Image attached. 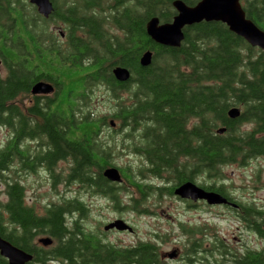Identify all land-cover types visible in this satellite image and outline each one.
I'll list each match as a JSON object with an SVG mask.
<instances>
[{
	"label": "trees",
	"instance_id": "16d2710c",
	"mask_svg": "<svg viewBox=\"0 0 264 264\" xmlns=\"http://www.w3.org/2000/svg\"><path fill=\"white\" fill-rule=\"evenodd\" d=\"M52 1L53 11L45 19L28 0H0V59L6 70V76H0V126L8 133L0 145V178L4 183L0 195L5 196L0 198V236L36 260L40 254L32 243L36 235L59 238L57 234L75 225L80 229L76 220L69 225L66 216L83 210L82 202L63 198L45 205L39 214L25 201V185L19 173H41L45 168L53 188L55 183L73 180L87 188L93 183L108 185L104 168L115 167L120 173L123 167L112 160L113 155L120 154L111 150L116 145L113 135L109 137L112 146L96 141L107 118L130 120V144L140 134L136 128L140 124L146 128L147 139L155 143L145 154L152 174L173 170L181 154L189 155L193 175L201 173L212 179L205 183V189L226 194L227 186L219 183L222 166L244 164L264 151V138L254 139L250 129L241 128L246 122H256L258 116L260 133H264V50L248 44L221 21L185 26L178 47L156 43L147 35L146 23L152 17L160 23L170 22L176 13L174 0H115L108 18L103 12L92 11V0H83L65 11L64 0ZM182 1L190 4L195 0ZM255 5L258 11L243 8L245 16L264 31V0H256ZM69 14L75 15L72 21L77 23L66 26L70 38L62 48L60 40L56 43L60 35L50 33L46 23H68L73 19ZM106 21L123 28L122 36L106 41ZM88 23L93 27L88 39H78L77 24ZM146 51L152 56L150 64L144 66L139 59ZM116 66L129 70L128 80H115L111 71ZM43 78H58L60 82L55 95L47 97L44 104L36 101L28 107L12 103L27 97L33 82ZM100 85L119 102L118 110L111 114L93 115L87 108ZM122 92H127V98ZM231 108H238L239 115L230 117ZM189 120L195 123L187 131ZM126 139L125 135V144ZM58 161H65L64 173L56 165ZM136 171L141 174L143 170L137 166ZM134 174L129 165L125 166V181L139 187L140 196L153 191L146 190ZM165 188L156 190L161 194L167 192ZM142 205L143 201H136L125 208L148 212ZM81 240L79 245L65 243L57 251L67 258L78 256L80 264L122 261V252L114 248L93 260V245ZM153 247L142 241L125 246V264H158ZM247 260L246 264H264V255L258 253L251 261L247 256ZM6 263L0 256V264Z\"/></svg>",
	"mask_w": 264,
	"mask_h": 264
},
{
	"label": "flooded vegetation",
	"instance_id": "af4514ba",
	"mask_svg": "<svg viewBox=\"0 0 264 264\" xmlns=\"http://www.w3.org/2000/svg\"><path fill=\"white\" fill-rule=\"evenodd\" d=\"M27 1V0H26ZM83 0H64L63 3L65 5L63 6V10L69 9L71 5H75L76 3H80ZM94 3L91 6L93 9L92 11L95 13L103 12L108 18L110 10L112 11L115 7V0H92ZM199 0H195L194 2H191L190 4H187L189 6L195 5ZM256 0H239L241 7H249L251 10L258 11L257 5H255ZM52 4L54 5V2L51 0ZM75 2V3H73ZM184 2V1H183ZM28 3L31 4V6L35 7L37 13V6L28 0ZM185 3V2H184ZM186 4V3H185ZM173 6V5H172ZM174 8V7H173ZM175 10V9H174ZM53 11V10H52ZM176 12V10H175ZM40 14V13H39ZM94 14V13H93ZM176 14V13H175ZM42 15V14H40ZM73 17L68 23L63 22L61 24L64 25V28L62 30L60 29L59 32H56V27L52 28L54 26V23H51L47 20L46 28L50 33L52 34H58L60 35L59 39H56L57 41L60 40L61 45L60 47L63 48V46L66 44V40L69 37V33L66 31V26L69 27V25H72L73 23H77L76 21H72L75 18V15L71 16ZM43 16V15H42ZM45 19L49 18L48 16H43ZM78 27L75 30L76 37L80 40L88 39V33L90 29L92 30V25L88 23L86 26L77 24ZM104 35L106 38V41H108L109 37L113 38L115 37H121L123 34V28H120L119 26H114L110 22L106 21L104 22ZM57 26V25H56ZM90 27V28H89ZM113 29V30H112ZM119 31L121 33H119ZM76 38V39H77ZM0 65H3L2 60L0 59ZM39 67V65H37ZM4 68V74L6 76V70L5 66ZM40 68L37 70L39 71ZM113 74V72L111 71ZM114 76V75H113ZM2 77V76H1ZM115 78V77H114ZM58 79V78H57ZM57 79H40L33 82L30 93L26 97L25 105L28 107H32L36 101H40L41 103H45L47 97L55 95L56 88L59 86V81ZM117 80V79H115ZM119 81V80H117ZM38 82H44L47 84H50L52 87V90L48 92H38L33 93L32 88L33 86ZM121 82V81H119ZM100 84L104 85L103 82H99ZM125 93V92H122ZM18 99V98H17ZM17 99L11 100L12 103L18 104ZM78 107H80V103H78ZM242 111V107L240 109V112ZM259 121L258 116L256 117V122H253L252 128L249 130L251 132V136L254 139H262L264 138V133H260L261 129L259 128ZM195 121L189 120L186 124L187 131H190L193 128ZM106 129H110L111 133L108 135V132H105ZM133 130V127L130 125V120L127 119L125 121V117L117 119V118H107L105 122L101 125L100 131L97 135L96 141L100 142L101 144H104L106 147L112 146L110 143V135L115 136V134H120L121 137L120 143H116L114 149H111L112 152L119 153L120 149V155L125 157V147L128 148V152L134 154L138 157V160L140 162V167L143 170L142 173L140 172L136 173V177L142 179L144 187L146 190L152 189L154 192H158L156 189H159L161 187H167L165 189L167 190V194L170 193L172 188V196L175 197V199L180 200L178 201L181 204H184L187 211H191L194 213H198L204 211L209 212L210 208L212 207H223L225 212L230 211L231 212V219L234 220V231H230L229 233L226 232L224 229L221 231L222 227H215V223L208 222V219L201 218L200 215H198L201 219H188L183 223H178L179 227H182V234L181 237L177 236L175 238H179L181 240V245L177 246L170 251H161L160 244L155 239L154 242L151 241H144L142 242H149L151 245H153V249L157 251L158 253V264H185L189 262V257H183L184 251L183 247H185V251L190 253L197 252V253H208L212 255L214 252H219V255L221 258H224L225 256H232L233 263L232 264H246L249 261L247 260V256H250V261L254 256L258 253L264 255V246H256V240L257 236L264 238V201H262L260 204L257 201H245L240 198H236V196L233 193L224 194L225 198H227V203L223 204H209L206 199L203 198H197L193 199L192 197H180L174 193V190L181 184L185 182H191L192 184L197 185L198 187L206 190L204 187L205 183L207 182L206 179H203V175L201 173H197L193 175L192 172V165L187 162L188 160H182L180 158H190L189 155L183 156L181 154L179 156V163L176 168L170 171L164 170L163 172H159L155 174H152L149 170L150 164L146 157L148 155V151L152 148L151 145H155V143L152 142L149 138L147 139L148 135L145 134L146 128L144 126H138L136 128V132H139L140 134H136L135 140L137 139L139 141V144L131 143L130 140V132ZM255 131V132H254ZM125 135H126V142L125 144ZM117 136V137H119ZM101 138H106L101 140ZM115 138V137H114ZM105 140V141H104ZM134 140V142H135ZM191 142V145L193 144V139H189ZM116 149V150H115ZM135 149V151H134ZM139 149L141 152H137L136 150ZM264 151L261 153L263 154ZM146 154V155H145ZM113 157V156H112ZM113 159V158H112ZM114 161V160H113ZM63 162V161H61ZM60 161L57 162V166L61 163ZM115 162V161H114ZM41 165L43 163H40ZM130 167V170L133 171V165L131 163L127 164ZM125 161L124 164L122 163L123 172H120V177L122 178L121 181H111L108 182V185L99 187L98 184L93 183L88 188L89 196H100L105 200L111 201L112 208L116 209L117 214H114V216H111L108 219H105L102 222H99L98 225H94V228L86 227L85 226V218L89 219V216L95 215L100 216V210L102 208H105L102 204L98 203L99 208L94 209V206L92 203L85 202L84 198L76 196L74 198H69L71 200L82 202L83 210L76 209L73 211L74 214H76V217L74 220L77 222V226H81V228L84 227L83 230L80 229H73L63 231L60 234H57L59 238L52 237L50 235H44V234H38L33 239V244L35 245V249L39 251V257L36 258V260H33L34 255L29 253L31 255V259L26 264H80L81 262H78L80 258L78 256H74L73 258H67L57 251V249H60L61 245H64L65 243H77L78 245L82 241L81 239H84L91 243L93 245V260H97L98 256L102 255L104 256L107 254L106 252H109L108 250H112L113 248L117 251L122 252V261L118 264H125V246H135L138 242L133 243L131 245H125V237L123 236H116L115 234L124 233V230L117 229L116 227H112L109 229H106L105 227L109 225L111 222L115 220H122L123 222L127 221L122 216L121 212H125V200L126 201H144L142 199L147 200L149 194H146L145 196L143 193H141V196L139 200L137 199L138 193L140 194V191L138 190L139 187L136 185L130 184L127 181H125ZM191 167V168H190ZM107 168V167H105ZM104 168V169H105ZM43 171H46L44 168ZM134 172V171H133ZM147 174V175H146ZM151 175V178H148L147 176ZM192 179H188V178ZM256 181H258V185L256 188L261 187L264 185V183L261 181V179H258V174L255 176ZM225 180V177H223ZM205 180V181H204ZM141 181V182H142ZM158 181V182H156ZM223 185H225L224 181L222 182ZM208 184V183H207ZM81 186V185H80ZM79 191V190H78ZM125 191H127L125 193ZM151 191V190H150ZM209 191V190H206ZM215 192V191H214ZM163 193V192H162ZM218 193V192H217ZM26 201V198H25ZM64 201V199L60 200ZM92 212H94L92 214ZM223 213L218 212L215 213L213 216L219 217L221 219L226 218L227 215L230 213ZM146 213H155L153 211H148ZM212 216V217H213ZM173 223V222H172ZM129 224V223H128ZM174 224V223H173ZM131 226V230L128 231H134V226L129 224ZM201 227H205L206 229H203V231L200 230ZM233 227V223H232ZM196 230V232H192L193 230ZM156 236H158L157 233H155ZM249 236L253 238L250 239ZM42 237H49L51 239V242L48 244H42L39 242V239ZM87 237V239H85ZM155 243V244H154ZM79 247V246H78ZM32 249V248H31ZM100 252V253H97ZM98 254V255H96ZM211 257V256H210ZM219 257V259H220ZM33 260V261H32ZM204 260V263L207 262V264H210V258L202 256L200 259ZM197 262L198 264H201L200 261L193 260ZM173 262V263H172ZM97 264H101L99 261H96ZM103 264H113V262L110 263H103Z\"/></svg>",
	"mask_w": 264,
	"mask_h": 264
},
{
	"label": "rangeland",
	"instance_id": "374dc122",
	"mask_svg": "<svg viewBox=\"0 0 264 264\" xmlns=\"http://www.w3.org/2000/svg\"><path fill=\"white\" fill-rule=\"evenodd\" d=\"M61 23L62 22H58L57 24L54 23V26H52V28L56 27V32H59L60 29L62 30V28H64V25ZM119 33L121 32L119 31ZM3 65H0V76L5 77ZM127 96V92L122 93L123 98H127ZM25 102L26 96L17 99V103L19 105H25ZM118 103L119 102L118 100H116L115 96L111 95V93L108 92V90L104 86L100 85L95 88L89 107L87 108L92 111L93 115L111 114L114 111L118 110ZM252 124L254 123L246 122L241 126V128L242 130H249L253 127ZM106 132H108V135L111 133L110 129H106L104 134ZM119 135L120 134H115L114 136L116 139V143H120L121 141V137ZM7 136V130L4 127L0 126V145L6 140ZM103 139L106 138H101V140ZM132 143L139 144V141L137 139L135 140V142L132 140ZM119 155H113L112 160H114L118 165H122V163L124 164V161L125 165L131 163L133 165V171L135 173L134 178L137 179L136 168L137 166H140L138 157L128 152L127 147H125V157L124 155ZM180 159L185 161L187 159V162L190 164L189 158L182 157ZM65 165V161H63L58 166L59 169L63 170V173V167H65ZM221 169H223L222 176L225 177V180L223 177H221V180L219 178V183H222L224 181L225 185L227 186L225 187V191L227 192V194L233 193L237 199L240 198L245 201H257L259 204L264 201V185L256 188L258 185V181H256L255 177L258 174V179H261V181L264 183V153L249 157L245 160L244 164L237 162V164L224 165ZM6 173L10 174L9 171ZM44 173H46V171H41V173L21 171L19 173V178L22 179V183L25 185L26 203L34 206L35 211L39 214H42L44 212L45 205H49L51 202L60 201L63 198H74L76 196V193L77 196L84 198L85 202L92 203L93 205L96 204V206H94V209L99 208L98 203L102 204L105 207L100 210V216L95 217V215L93 214L94 212H92L93 215L89 216V219L85 218V226L87 228L90 227L92 229L95 227L94 225H98L99 222H102L105 219L114 216V214H117L116 209L112 208L113 202L105 200L100 196H89L88 188L82 185L78 180H73L67 184L65 183V181H60L59 183H55L56 186L55 188H53L52 178H50L49 175H45ZM140 176L141 175H139L138 178L139 181L142 180ZM147 177L151 178V175H148ZM203 177L207 182H212V179H208L205 176ZM3 189L4 183L0 178V192ZM126 192L127 191H125V193ZM137 196V199L139 200L140 194L138 193ZM0 198L5 199V196L0 195ZM178 201L180 200L175 199L174 196L167 194L166 192L159 194L158 192L156 193L150 191L148 199L143 201L142 207H147V211L150 210L155 213L152 214L139 212L134 210V207V209L126 207L125 212L122 211L121 214L125 218L127 223L134 226V231H128L125 229L124 233H120L117 235L115 234V237H125V245H131L138 242L139 240L154 242L153 239H155L159 242V248L161 249V251H170L171 249L181 245V240H179V238H175L176 235L181 237L182 234H184L182 232V227H179L178 223H181V221L185 223V221L190 218L195 221L196 219L198 220L201 218H205L208 219L210 225H212V223H215L216 228L222 227L221 231H223V229L228 233L230 231H234V220L231 219V212H225L223 209H221L223 207H212L210 208L209 212H205L204 209V211L199 212L198 214L187 211L184 204H181ZM135 202L136 201L125 200V206H127V204L131 205ZM215 204L216 203H214V205ZM218 212H225L230 214L227 215L224 220L219 217L215 218L213 216ZM198 215H200L201 218H199ZM75 217L76 214H74L73 211L67 214L66 220L69 225H72V221ZM155 233H157L158 236H156ZM249 238L253 240L251 236H249ZM254 241L256 242L257 247L264 246V238L257 236L256 240ZM183 251V257H189L190 259L189 262L185 264H198L193 260L200 261V259L204 255L205 257L210 258V264L233 263L232 256H225L224 258H221L219 252H214L212 255L208 253L193 252V254L190 256V253L188 252L187 254V252L185 251V247H183ZM207 262L204 263V260L200 261L201 264H207Z\"/></svg>",
	"mask_w": 264,
	"mask_h": 264
},
{
	"label": "water",
	"instance_id": "95a60500",
	"mask_svg": "<svg viewBox=\"0 0 264 264\" xmlns=\"http://www.w3.org/2000/svg\"><path fill=\"white\" fill-rule=\"evenodd\" d=\"M31 3L37 6V10L43 16H48L52 13L53 4L50 0H30ZM176 14L170 22L160 23L157 17L150 18L146 23L147 35L156 43L164 46L178 47L184 39L183 28L190 26L200 21H221L230 31L242 37L251 46H257L264 50V31L261 30L254 22L246 18L245 12L240 5L239 0H199L195 5L189 6L182 0H174L172 2ZM151 51H146L142 54L139 61L141 65H148L151 62ZM114 77L125 82L130 77L128 69L116 66L113 70ZM52 90L50 84L44 82L36 83L33 88V93L48 92ZM230 117L239 115L238 108H231L228 111ZM223 129H219V132ZM103 175L111 181H120V173L115 167L104 169ZM174 193L180 197H192L193 199L203 198L209 204L227 203V198L220 193L214 191H206L191 182H185L179 185ZM116 227L120 230H131V227L122 220H115L105 228L109 229ZM42 244L51 242L49 237L39 239ZM0 256L7 260L6 264H26L31 255L14 246L9 241L0 236Z\"/></svg>",
	"mask_w": 264,
	"mask_h": 264
}]
</instances>
